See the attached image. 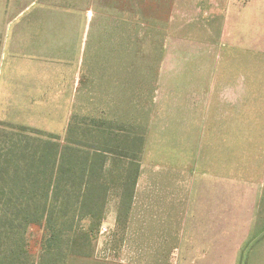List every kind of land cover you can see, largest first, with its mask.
<instances>
[{
  "label": "crops",
  "instance_id": "0c3cea01",
  "mask_svg": "<svg viewBox=\"0 0 264 264\" xmlns=\"http://www.w3.org/2000/svg\"><path fill=\"white\" fill-rule=\"evenodd\" d=\"M139 20L140 0H0V142L26 128L64 143L74 117L93 118L96 100L107 119L139 111ZM246 44L225 53L206 41L208 51L181 58L179 73L168 72L164 51L152 93L148 87V147L160 106L180 112L182 142L193 145L197 212L183 222L207 224L202 235L220 234L226 210L232 218L248 208L254 219L264 203V72H253ZM175 90L172 104L166 94ZM138 195L139 183L134 207ZM248 264H264V239Z\"/></svg>",
  "mask_w": 264,
  "mask_h": 264
},
{
  "label": "trees",
  "instance_id": "16d2710c",
  "mask_svg": "<svg viewBox=\"0 0 264 264\" xmlns=\"http://www.w3.org/2000/svg\"><path fill=\"white\" fill-rule=\"evenodd\" d=\"M149 1L140 0L135 52L142 84L139 111L127 110L118 119L77 115L64 143L47 133L33 137L26 128L0 142V264L94 262L112 203L117 225L127 227L147 144L152 104L148 87L152 93V79L159 73L155 64L160 66L164 57V41L158 36L168 29V16L155 17ZM147 41L158 51L157 58L141 53ZM33 226L43 227L45 235L37 255L27 239ZM263 239L254 235L245 244L240 264H248Z\"/></svg>",
  "mask_w": 264,
  "mask_h": 264
},
{
  "label": "rangeland",
  "instance_id": "374dc122",
  "mask_svg": "<svg viewBox=\"0 0 264 264\" xmlns=\"http://www.w3.org/2000/svg\"><path fill=\"white\" fill-rule=\"evenodd\" d=\"M149 4V11L155 17L168 16L167 31L162 35L157 33L166 46L168 72L181 71L182 57L195 56L197 50L208 51L203 47L206 41L218 43L225 53L230 50L229 45L234 50L239 49L234 46L247 43L253 72H264V0H166L164 4L150 0ZM152 36L153 33L150 34L153 40ZM134 38L136 40V35ZM128 39L132 41V35ZM201 42L202 47H198ZM150 45L147 41L141 53L147 59L150 55L157 58L158 51ZM130 50L131 56L132 48ZM179 94V90L169 91L166 98L174 104V96L179 99ZM94 102L88 114L100 117V101ZM162 110L165 109L160 106L156 111L149 147L146 144L148 150L146 152L145 148L143 155L139 195L127 227L117 225L116 203H112L102 227L107 230L101 231L94 262L77 260L74 264H234L248 240L257 232L256 235H264L261 233L264 203L254 219L249 216L248 208L232 210V218L226 210L228 218L222 219L219 235L198 234L204 231L201 227L208 225L197 224L195 218L193 223L183 222L187 211L188 221L197 212L196 194L191 192L195 182L189 171L194 164L193 145L189 143L188 147V143L182 142L180 112L171 108V112ZM117 114L109 113L111 117ZM44 236L41 226L29 230L28 243L36 255Z\"/></svg>",
  "mask_w": 264,
  "mask_h": 264
},
{
  "label": "built area",
  "instance_id": "2783aa9c",
  "mask_svg": "<svg viewBox=\"0 0 264 264\" xmlns=\"http://www.w3.org/2000/svg\"><path fill=\"white\" fill-rule=\"evenodd\" d=\"M105 230H107V229H106V228H103V229H102V231H105Z\"/></svg>",
  "mask_w": 264,
  "mask_h": 264
}]
</instances>
